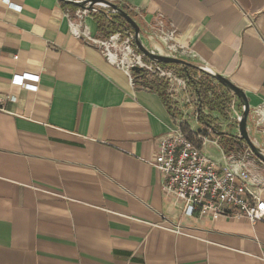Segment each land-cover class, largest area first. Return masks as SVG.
<instances>
[{
	"label": "crops",
	"instance_id": "0c3cea01",
	"mask_svg": "<svg viewBox=\"0 0 264 264\" xmlns=\"http://www.w3.org/2000/svg\"><path fill=\"white\" fill-rule=\"evenodd\" d=\"M119 2L150 33L162 15L171 56L228 79L264 114V0ZM69 7L0 0V264H264V222L188 217L163 196L158 139L183 118L205 129L137 87L138 67L109 62L95 19L78 26ZM204 153L228 166L217 138Z\"/></svg>",
	"mask_w": 264,
	"mask_h": 264
},
{
	"label": "built area",
	"instance_id": "2783aa9c",
	"mask_svg": "<svg viewBox=\"0 0 264 264\" xmlns=\"http://www.w3.org/2000/svg\"><path fill=\"white\" fill-rule=\"evenodd\" d=\"M107 1L123 8L119 0ZM104 9L115 16L114 11L106 7ZM127 11L132 12V9ZM92 15L88 10L78 9L74 13V24L80 26ZM152 30L155 32L142 30V39L148 49L155 54L174 57L171 54L177 52V35L166 26L162 15ZM135 39V34L130 29L93 42L100 46L109 62L115 63L127 73L138 67L151 76L166 81L172 101L178 105L182 103L186 109L182 111L184 116H187V111L194 113L196 123L200 113L209 121L218 119V113H210L206 107L201 108L198 113L200 102L189 89L187 81L174 71L146 59L138 52ZM153 41H162L165 45L164 51L150 48ZM112 56H115V59H112ZM4 102L5 99L0 97V111L3 110ZM230 108L239 123V114L243 113L240 103L233 99ZM250 117L257 127H264V114L260 111L251 112ZM186 126H189V122L184 118L180 119L178 128L170 136L157 141V155L152 165L161 174L163 196L175 205L181 204L184 215L188 217L246 220L252 225L264 222V201L259 193L264 185L243 163V158L249 156V149L246 148L242 156L226 157L228 166L223 167L204 153V147L210 142L213 130H190V135L183 130Z\"/></svg>",
	"mask_w": 264,
	"mask_h": 264
},
{
	"label": "trees",
	"instance_id": "16d2710c",
	"mask_svg": "<svg viewBox=\"0 0 264 264\" xmlns=\"http://www.w3.org/2000/svg\"><path fill=\"white\" fill-rule=\"evenodd\" d=\"M75 8V7H69ZM125 11V9L123 7ZM130 16L133 17L132 12L127 11ZM92 17L98 24L99 31L104 35L103 38L109 37L111 34L119 32L121 30L130 29V26L119 16L105 15V14H93ZM166 69L173 70L177 75L184 78L187 81L189 89L194 92L200 102V108L206 107L210 113L217 112L220 116H225L229 111L230 105L234 99L231 93H229L222 85H220L215 79L208 74L195 69L183 67L177 65H164ZM133 81L137 87H141L147 91L158 93L163 101L166 103L170 111H176L175 103L172 101L169 94V84L161 79L151 76L147 71L141 69L139 71H132ZM173 114L175 115V112ZM198 123L204 127V129H212L213 121H209L208 118L201 113L198 116ZM218 131H222L215 127ZM185 132H189V129L185 127ZM190 134V132H189ZM191 135V134H190ZM218 140V145L223 150L227 158L239 157L243 153L242 143L237 137L224 134L218 136L214 133Z\"/></svg>",
	"mask_w": 264,
	"mask_h": 264
},
{
	"label": "water",
	"instance_id": "95a60500",
	"mask_svg": "<svg viewBox=\"0 0 264 264\" xmlns=\"http://www.w3.org/2000/svg\"><path fill=\"white\" fill-rule=\"evenodd\" d=\"M60 3H63L68 6H74L78 9L82 10H88L92 12L93 14H105V15H111L110 12H107L104 7L109 8L110 10L114 11L116 14L115 16L121 17L129 26L130 29L135 34V43L136 47L139 53L143 54V56L150 60L153 63L156 64H164V65H177L180 67H183L184 69L188 68H195L198 69L209 76H211L213 79H215L220 85H222L229 93L234 96V100L238 101L243 109L242 117L239 120V136H235L238 138V140L242 143L243 146V154L245 152V149L248 147L252 154L260 160L264 164V151H262L259 147H257L254 142L251 140V137L249 135V129H248V120L249 116L251 114L249 101L247 99V96L243 92V90L239 89L237 86H235L233 83H231L228 79H225L224 77L220 75H216L209 71L206 68L199 67L193 63H190L188 61H185L183 59L177 58V57H170V56H164L159 55L151 52L148 47L144 44L142 36V29L140 25L137 23V21L128 14L127 11H125L123 8H120L114 3H111L107 0H57ZM126 29V30H130ZM140 68H135L134 71H139ZM200 110H198V113ZM215 134L218 136H223L226 134L223 131H218L215 126H210ZM242 154V155H243ZM241 155V156H242Z\"/></svg>",
	"mask_w": 264,
	"mask_h": 264
},
{
	"label": "rangeland",
	"instance_id": "374dc122",
	"mask_svg": "<svg viewBox=\"0 0 264 264\" xmlns=\"http://www.w3.org/2000/svg\"><path fill=\"white\" fill-rule=\"evenodd\" d=\"M188 116V115H187ZM242 117V114H239V117ZM195 117V114L192 113L187 118L190 119L189 121L193 120ZM235 115L231 112V108H229V111L225 116L217 115V120H213V124L218 129H221L223 132L231 133L235 136H239V124L235 120ZM204 128V127H203ZM248 129H249V135L251 137V140L254 142V144L259 147L262 151H264V127L259 128L256 126V122L252 120V117L249 116L248 120ZM213 138H216V136L213 135ZM247 149H249L247 147ZM249 156L243 158L244 164L247 165V167L251 170L252 175L256 176L260 179L261 183L264 185V164L258 160L249 149ZM264 188V186H262Z\"/></svg>",
	"mask_w": 264,
	"mask_h": 264
},
{
	"label": "bare ground",
	"instance_id": "6f19581e",
	"mask_svg": "<svg viewBox=\"0 0 264 264\" xmlns=\"http://www.w3.org/2000/svg\"><path fill=\"white\" fill-rule=\"evenodd\" d=\"M112 59H115V56H112Z\"/></svg>",
	"mask_w": 264,
	"mask_h": 264
}]
</instances>
